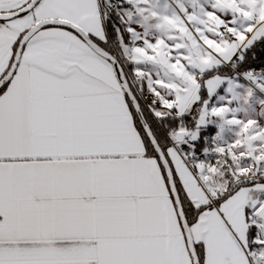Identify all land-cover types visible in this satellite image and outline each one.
Instances as JSON below:
<instances>
[{"label": "snow or ice", "instance_id": "1", "mask_svg": "<svg viewBox=\"0 0 264 264\" xmlns=\"http://www.w3.org/2000/svg\"><path fill=\"white\" fill-rule=\"evenodd\" d=\"M0 264H264V0H0Z\"/></svg>", "mask_w": 264, "mask_h": 264}]
</instances>
